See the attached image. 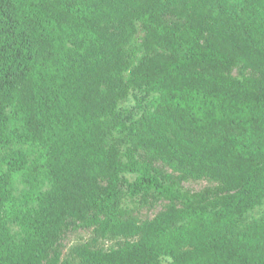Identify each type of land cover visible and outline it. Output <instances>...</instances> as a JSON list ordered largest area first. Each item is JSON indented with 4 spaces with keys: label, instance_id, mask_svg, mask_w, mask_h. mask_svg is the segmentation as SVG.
Wrapping results in <instances>:
<instances>
[{
    "label": "trees",
    "instance_id": "16d2710c",
    "mask_svg": "<svg viewBox=\"0 0 264 264\" xmlns=\"http://www.w3.org/2000/svg\"><path fill=\"white\" fill-rule=\"evenodd\" d=\"M0 264H264V0H0Z\"/></svg>",
    "mask_w": 264,
    "mask_h": 264
},
{
    "label": "rangeland",
    "instance_id": "374dc122",
    "mask_svg": "<svg viewBox=\"0 0 264 264\" xmlns=\"http://www.w3.org/2000/svg\"><path fill=\"white\" fill-rule=\"evenodd\" d=\"M142 34L139 33L133 37H131L125 44L122 46V53L124 55H129L130 59H133L139 52V42L141 40ZM135 59V58H134ZM230 75L232 76H245V77H253V74L250 71H241L239 67H234ZM135 103L134 98L130 94L128 99L125 102L127 107H132ZM141 154L146 156V158L153 160L155 166L161 171V173L165 177H169L175 180L180 181L182 187L188 192H200L204 189L215 188L220 185V182L212 179L208 176H203L199 174H182L174 170L167 162L159 159L153 154L145 152L143 150L139 151ZM167 201L160 199H153L152 197H148V199H137L135 202H128L129 208L132 212L138 217L144 218L146 216H153L159 210L165 208ZM87 235V231L83 230L78 222L69 221L65 226L61 227L56 235L54 248L65 249L74 241L84 238Z\"/></svg>",
    "mask_w": 264,
    "mask_h": 264
}]
</instances>
